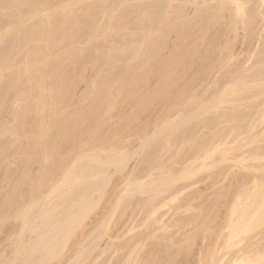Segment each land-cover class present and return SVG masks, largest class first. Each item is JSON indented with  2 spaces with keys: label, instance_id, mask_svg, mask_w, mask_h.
Returning a JSON list of instances; mask_svg holds the SVG:
<instances>
[{
  "label": "rangeland",
  "instance_id": "374dc122",
  "mask_svg": "<svg viewBox=\"0 0 264 264\" xmlns=\"http://www.w3.org/2000/svg\"><path fill=\"white\" fill-rule=\"evenodd\" d=\"M1 1L4 2L6 7L4 5V7H1L2 9L0 8V23L3 24L0 25V28H2L0 29V61L2 62V57L5 61L6 51L10 48L13 49L14 46L15 51H13L15 53L13 51L12 53L15 58L12 56L14 59L12 61H16L14 64L17 63L18 68L16 65L13 66L10 58L9 60L6 59L8 65L10 63L11 65L9 67L6 62H3L9 68L2 64L5 67L2 66L5 73H3L4 76L1 75V79L6 80L10 85L4 84L5 81L0 82V103L2 101L0 104V264H24L26 259H30L33 264H212L215 258L216 260L223 258L224 264L228 263L227 260L232 259L242 248L255 242V244L261 245L259 247L263 254L254 255L242 264H264V106H261V108L258 106L257 108L254 96L251 97V101L244 99L245 96H242L243 98L233 96V99L231 96H229L231 99L226 96L228 98H221L223 101H220V99L215 98L214 100L207 99V96L203 97L204 94L199 92L182 93L176 68L165 76H161L156 70L157 67H154L156 68L154 72L149 73L154 70L152 65L155 66L156 63L158 66L159 59H166L168 63L179 58L180 47L178 45L180 39L177 40V37H179L177 32L178 24L182 18L180 17L181 13L179 15L178 12L181 7L180 0H31V2L30 0H18L21 2L18 5L21 13H17L18 9L13 10L15 3L13 0ZM24 2L26 3L23 4ZM100 2L105 6L104 8ZM27 3L31 5L30 8ZM36 3L38 4L36 5ZM40 3L41 5H39ZM104 3L109 6L107 7ZM120 3L122 4L120 5ZM35 6L37 7L35 8ZM41 7L44 9L42 10ZM83 8H86V10H83ZM51 9L53 10L51 11ZM56 9L61 12L57 11L59 14L56 13ZM37 10L38 12H36ZM89 10H92L93 15L88 14ZM100 10H106V12L103 14V11ZM109 10L110 12L114 11L111 12L112 15ZM140 10H143V13L147 15L150 13L148 16H151V13L153 15L155 11L157 12H155L156 15H161V17L164 15L163 18L159 16L160 19L155 14L153 15L155 19H158H156V24L158 21L161 23L158 22L160 27L154 24L155 20L152 19V16V18L149 17L150 21L148 16L142 14V12L139 13ZM192 10L193 6L190 5L187 12H192ZM63 11H65L64 14H62ZM145 11L148 12L145 13ZM33 12L36 14H33ZM53 12L59 15L60 18L62 16L65 19L68 18L62 29L66 32L68 28H71L72 32L64 38L63 35L62 37L59 36L61 33L58 34L57 38L60 39H57V44L47 42L50 46V50L47 49L48 53L54 56L57 49L58 52L61 50L59 52L61 54L65 53L66 50V55L69 50L78 53L75 52L77 55L75 54L76 56L70 61L67 60L69 62L65 64V71L61 68L64 72L59 70L58 63L56 64L55 56L59 55L57 53L54 56L56 61L54 62L53 59L51 64L52 60L50 59V62L48 61L47 65H44V71L41 69L45 75L46 73L49 74L43 79L50 86L54 85V81L59 80L63 73L69 74L67 82L64 83L68 89L65 87L63 90V92H67L57 96L59 97L56 99L57 101L53 100L52 106L54 105L55 108L49 104L50 108L52 107L54 110L46 105L49 108L45 109L47 112L46 117L47 115L51 117L50 120L48 117L45 118L46 121L49 120L51 122H48L49 124L57 122L54 123V126H50L47 134L51 133V138L55 137L56 133L61 130V124L68 121H71L70 125L73 124L77 114L83 110L85 116L80 115L82 122L80 121L79 125L82 129L87 126L86 128L91 132L84 130L85 133L90 134H85L86 138L82 141L80 139L78 144L75 142L76 138L73 140L70 139V136L69 139L63 140L66 145L64 142L59 143V145H63V154L61 153V156L56 157L58 160L54 161V165L51 162V164L48 163L51 166L47 164L48 170L46 168L44 174H48H43V178L47 180H43L45 183L35 193L38 196L36 197L33 195L31 185L42 173L41 148L43 147L39 149L40 151L36 150L35 152L34 150L35 155L37 151L40 152L37 153L39 154L38 157L33 156V154L31 158L33 150H29V145L32 144L31 138L38 133L39 128L36 125L38 120L32 112L35 102L25 97L30 96L29 94L32 95V93L36 95L35 92L38 91L34 92V88L37 86L30 83L34 89L32 91L31 88L32 93H30L29 80L37 83L39 80L36 79L41 80L42 78L34 79L32 73L26 70L28 68L24 64L26 60L24 56L28 55L29 47L34 39L32 37L22 39L24 36L22 31L33 29L34 27L31 26L33 24L36 26L38 20L40 22L42 19L46 21L48 17L51 18L49 15H52ZM67 14L79 22L72 20L71 23L70 17L65 16ZM138 14L144 15L147 20L145 21L144 17H138ZM115 15L116 17H114ZM187 16L188 20L192 17V15ZM83 19L88 20V23L85 22L88 25L82 22ZM141 19L144 21H141ZM162 19L164 22H162ZM20 20L23 21L22 27L19 26L22 24ZM90 20H92L91 24L89 23ZM110 20H113V22H110L111 24L108 23ZM50 21L52 22L51 19ZM98 21H101L102 26L99 24L100 27H97L98 24L96 23H99ZM75 22L77 23L74 24ZM149 23L152 25H149ZM24 24L25 28L23 27ZM79 24H84L83 26L86 28ZM153 24L158 26V29L162 27L161 30L153 28ZM66 25H70V27L67 28ZM108 25L110 26L107 29L105 26ZM77 26H79V30H76L78 29ZM140 26L142 28L144 26L145 29H139ZM20 27L22 31L19 30ZM173 27H175V30ZM74 30L77 31L75 34ZM142 30L146 36H144ZM104 31L110 34L107 35ZM172 31L174 32L172 33ZM103 33L107 35L106 38H103ZM17 34L20 35L19 39L24 41H21L20 44L17 43L18 46L17 44L15 46L13 43L17 40ZM155 34L157 39H154V43L157 44L158 41V48L150 41L156 36ZM28 39L29 41L32 39L29 42V47L27 45L29 43L26 44ZM162 42L163 44H161ZM22 44H26L27 47ZM136 44L137 46L141 45L140 48L138 47L141 55L138 56H135L138 51L132 50L135 47L130 48L136 46ZM46 46L48 45H45V50ZM16 47H18V50ZM177 47H179V50ZM113 50L116 54L118 53V57L115 56ZM3 51L5 53L2 54ZM128 52H132L133 55H129ZM147 53L155 54L152 55L154 57L149 55L148 59L145 58L147 59L145 61L144 57L147 56ZM142 54L143 56L145 54V56L143 57ZM104 55L107 56L105 58H108V60L104 59ZM149 58H151V61L148 63ZM152 58H154L153 61ZM22 61L24 62L19 65ZM140 61L141 63L144 61L145 64H139ZM23 64L26 68L24 70ZM145 66L147 67L145 68ZM126 67H129L130 71L138 72L133 71L131 79L128 80L129 82L127 81L126 90L119 89L123 86L120 87L122 84H117L115 79L116 86L113 82L114 86H119L117 89L123 91L118 96L115 95L118 98H115V105L114 103L111 104L114 106L109 107L110 109L107 108L109 110H105L104 107L100 110L101 112L103 109L105 110L103 115L98 110V106L100 109L98 99L94 102L93 98L95 91L102 84L103 88L107 84L104 85L105 82L99 84L101 81L103 82L101 78L110 73L112 76L115 75L114 78L120 77V81H122L126 77L124 74L129 72ZM15 68L16 70H14ZM19 68L20 71H24L21 72V79L15 76L19 72L17 70ZM142 68H148L145 70L147 73L143 72L144 69ZM54 69H56V72ZM139 70L145 75L142 76ZM13 71L17 72L14 73ZM41 71L35 69L39 77L44 75ZM32 72H34V69ZM35 72L33 76L37 75ZM17 76L20 77L18 74ZM15 77L16 83L13 85L14 81L11 80H14ZM58 77L60 78L58 79ZM17 78L20 80H18L20 84L17 83ZM111 79L114 81L113 77ZM6 89H8L7 92ZM50 89L49 93L52 92ZM23 91L27 92L28 95ZM74 92L75 94H73ZM117 92L115 94H118ZM17 93L22 97H17ZM33 95L30 97L32 98ZM51 96L48 95L49 98ZM22 98L24 99L22 100ZM203 99H207L205 102L207 105L205 107L204 105L198 106L199 100L204 101ZM25 100L28 102H24ZM19 101L20 103H17ZM27 103H30L27 106L28 108L26 107ZM213 103L215 107L211 106ZM25 108L31 112L29 113ZM17 109L23 112L25 110V118L22 116L23 112L20 114L18 112L22 118H16L19 116L16 113ZM91 109L94 112H91ZM95 109L97 114L101 115L95 117ZM91 113H93V119L90 116ZM27 114L29 115L27 116ZM220 117L222 118L220 119ZM15 118L16 120H14ZM233 118H235V121ZM22 119L26 120L23 121ZM97 122L99 123L97 124ZM79 131L81 130L79 129ZM57 140L59 141V139ZM26 149L32 151L31 154ZM198 149L201 150L198 151ZM196 153L200 154L199 158L195 157ZM56 163L58 164L56 165ZM147 167L150 172L144 169ZM26 170L27 172H25ZM46 170L51 171L46 172ZM19 191L21 192L19 193ZM17 194L22 195L18 198L20 195L16 196ZM8 198H13L15 201L13 199L9 201L11 199ZM21 198L23 202L20 200ZM15 202L19 203V206L17 205L19 209L15 206L17 204ZM30 203L31 207H29ZM43 212L45 213L43 214ZM72 214H78V216L73 217ZM63 222H65V225H63ZM47 232L55 233L54 235L59 233L58 239L53 242L54 248L52 247L48 254L34 250L33 248L37 243L48 236L46 235ZM61 232L62 234H60Z\"/></svg>",
  "mask_w": 264,
  "mask_h": 264
},
{
  "label": "bare ground",
  "instance_id": "6f19581e",
  "mask_svg": "<svg viewBox=\"0 0 264 264\" xmlns=\"http://www.w3.org/2000/svg\"><path fill=\"white\" fill-rule=\"evenodd\" d=\"M101 1V0H100ZM13 2H15L14 3V6H13V10H17L18 9V5H20L21 4V2L20 1H18V0H13ZM28 2V1H27ZM30 2H31V0H30ZM158 2V1H157ZM1 4H0V8L1 7H4V2L3 1H1L0 2ZM26 2H24L23 4H25ZM33 3V2H32ZM31 3V4H32ZM98 3V2H97ZM96 3V4H97ZM102 2H100V4H101ZM180 8H179V10L180 11H178L179 12V15H180V13H181V15H180V17H182L181 18V20H180V22H179V24H178V32H177V35L179 36V37H177V40H179V47H180V51H179V58H178V60H177V58H176V60H174L173 59V61L171 60V61H169L168 63H167V61H166V59H162V60H160L159 59V63H158V66H157V64L155 63L154 65L155 66H153L152 65V69H154L153 71H151V72H149L150 74L152 73V72H154L155 71V69L156 68H154V67H157V71L161 74V76H165L166 74H168V73H170L174 68H176L177 70L176 71H178V73H177V75L179 76L178 78H179V81H180V85H181V92L182 93H188V94H190V93H203L204 94V96L203 97H205V96H207V99H212V100H214V98L215 99H220V101H223V100H221V98L223 99V98H228L229 96H231L232 97V99H233V96L235 97V96H237V97H240V98H243L242 96H245L244 97V99H248V100H250L251 99V97H255V100H256V106H257V108H258V106H260V108H261V106L263 107L264 106V0H180ZM38 3H36V5H37ZM43 4V3H42ZM95 4V5H96ZM100 4H99V6H100ZM105 4V3H104ZM122 3H120V5H121ZM161 4V3H160ZM27 5H29V8L31 7V5L30 4H28L27 3ZM39 5H41V3L39 4ZM44 5V4H43ZM42 5V6H43ZM85 5V4H84ZM106 5V4H105ZM190 5H192L193 6V10H192V12H187L188 11V7L190 6ZM26 6V5H25ZM25 6H24V8H25ZM32 6H34L33 4H32ZM69 6V5H68ZM67 6V7H68ZM83 6V5H82ZM101 6H103L102 4H101ZM107 6V5H106ZM109 6V5H108ZM107 6V7H108ZM152 6V5H151ZM178 6H179V4H178ZM5 7H6V5H5ZM10 7V6H9ZM37 6H35V8H36ZM71 7V6H70ZM69 7V9H71ZM105 6H103V8H104ZM150 7V6H149ZM8 8V7H7ZM7 8H5V9H7ZM12 8V7H11ZM11 8H9V9H11ZM23 8V9H24ZM39 8V7H38ZM55 8V7H54ZM53 8V9H54ZM82 8V7H81ZM80 8V9H81ZM101 8V7H100ZM102 8V9H103ZM117 8V7H116ZM2 9V8H1ZM26 9V8H25ZM41 9H42V7H41ZM44 9V8H43ZM42 9V10H43ZM53 9H51V11L53 10ZM76 9V8H75ZM74 9V10H75ZM79 9V8H78ZM86 10V8H83V10ZM89 9V8H88ZM111 9V8H110ZM190 9V8H189ZM27 10V9H26ZM36 10V9H35ZM34 10V11H35ZM104 10V9H103ZM103 10H100V11H103ZM136 10V9H135ZM20 11V9H18V12L17 13H21V12H19ZM22 11V10H21ZM32 11H33V9H32ZM51 11H50V13H51ZM56 11V13H58L57 11H60L59 9L57 10H55ZM54 11V12H55ZM72 11V10H71ZM71 11H70V13H71ZM90 11V10H89ZM88 11V12H89ZM114 11H115V9H114ZM114 11H111V12H114ZM138 11V10H137ZM149 11V10H148ZM148 11H145V13L146 12H148ZM153 11H155V10H153ZM177 11V10H176ZM14 12V11H13ZM36 12H38V10L36 11ZM39 12H40V10H39ZM54 12H53V14L52 15H49V16H51V18H49L48 16V18H47V20L46 21H43V19H42V21L40 20V22H39V20H38V22H37V24H36V26H34V24H33V26H31V27H34L33 29H24L25 28V24H24V31H22V29H21V25H23V18H22V20H20L21 21V23L22 24H20L19 26H21L20 27V29L19 30H21L22 31V33H23V35H21V36H23L22 37V39H26V37L27 38H31L32 37V39H34L33 40V42H31L32 44L30 45V41L32 40V39H30V41H29V39H28V41H26V44L27 43H29V44H27L28 45V47H29V45H30V51H29V53H27L28 55L27 56H24L25 57V62L24 61H22L19 65H21L23 62H24V64H25V66H26V68H28V69H26L25 67H24V64L22 65L23 66V70L24 69H26V70H29L32 74V78H34V79H36V78H42L41 80L40 79H36V80H39L37 83L36 82H33L32 80H29V85H30V83H31V85L33 84V85H36L37 87H35L34 89H33V86H31L30 88H29V90L31 89L32 91L34 90V92L36 91V90H38V91H36L35 93H36V95H33V93H32V91L30 92V93H32V95H33V97L31 98L30 96H32L31 94H29L30 96H26V95H28V90L26 89V88H24V89H26L27 90V92H25V91H23V92H25L26 93V95H25V93H24V95L26 96L25 98H30V101H34L35 102V105H33V108L34 109H32L33 111L32 112H34V116H36L35 118H37V122H38V124H37V122H36V125L38 126V128H39V130H38V133L37 132H35V133H37V134H34V136H33V138H31L32 140H31V142H32V144H30V142H29V150L31 149V150H33V152H32V154H31V152L28 150V149H26L28 152H30V154H31V158H32V155L34 154V150H35V152H36V150H39L41 147H43V148H41L42 149V161H43V165H42V168H41V171H42V173H41V175L33 182V184L31 185V183H30V185H31V188H32V192H33V195L34 196H36V194L35 193H37V191L42 187V185H43V183H45V182H43V180L45 179V180H47L46 178H43V176L44 175H47V174H44L45 173V169L47 168V166L48 165H50L51 163L54 165V161L56 162L58 159V157L59 156H61V153L63 154V152H62V147H63V145H59V143H61V142H64L63 140L64 139H69V136H70V139H75L76 138V141L75 142H77V144L80 142V139H81V141L84 139V138H86V136H85V134H87L89 131L91 132V130H89L88 131V129L85 127V129H82V127H80V123L82 122L81 120H80V115L81 116H85V115H83V114H85L83 111V113L81 112V113H78L77 114V116L75 117L76 119L74 120L75 122H73V120H72V122H73V124H71L70 125V122L68 121L67 123H63V124H61V130H59L57 133H56V136L55 137H52L51 138V133L50 134H47V130L50 128V126L52 127V126H54V123H57V122H54V123H52V124H49V123H51L49 120H50V118L51 117H48V115H47V117L49 118V120L48 121H46V119H47V117H46V108H48L46 105H51L52 106V104H53V100L55 101L57 98H59V97H57V96H59L60 94H64V93H66V92H63V90L65 89V87H66V84H64L65 82H67V77H68V73L66 74V73H63V75L61 76V78L60 77H58V79L59 80H56V82L54 81V85H52V86H50V84H47V82H45V80L43 79L46 75L48 76L49 74H47L46 72V75L43 73V68H45V66L44 65H47L46 63H48V61L50 62V59L52 60V62H51V64L53 63V59H54V62L57 60V62H56V64H57V66L60 68L59 70H64V69H66L65 68V64H66V62L68 63L69 61H70V59H73V57H75L77 54L75 53V52H77V51H71V50H67L68 51V54L66 55V50H65V53H63V54H65V55H63V54H61V53H59L58 52V49H57V54H59V55H57V56H55L56 55V53L54 54V56L56 57V60H55V57L53 56V54L51 55V53L49 54L48 52L49 51H47V49L48 50H50V46H49V44H50V42L52 43V44H57V39L59 38H57V35L58 34H60L59 36L60 37H62V35H63V38H64V36L66 37L67 35H69V33L70 32H72V29H71V31H70V29L68 28V26L70 27V25H66L67 26V28H64V29H67L66 30V32L62 29V27H63V24L65 23V22H67V20H68V18H64L63 16H62V18H60L59 17V15H56V14H54ZM61 12V11H60ZM64 12L65 11H63L62 12V14H64ZM73 12V11H72ZM77 12V11H76ZM92 10L88 13L89 15H93L92 13ZM95 12H96V10H95ZM99 12V11H98ZM106 12V10L105 11H103V14ZM109 12H110V10H109ZM110 12V13H111ZM133 12V11H132ZM136 12V11H135ZM142 12V14H144L143 13V10H140L139 11V13H141ZM150 12V11H149ZM156 12V11H155ZM155 12L153 13V15L155 14ZM162 12V11H161ZM24 13H25V11H24ZM29 13H31V12H29ZM28 13V14H29ZM35 12H33V14H34ZM68 14H69V11L67 12ZM74 13V12H73ZM73 13H71V14H73ZM91 13V14H90ZM123 13V12H122ZM138 13V12H137ZM157 13V12H156ZM13 14V13H12ZM36 14V13H35ZM59 14V13H58ZM61 14V15H62ZM68 14L67 15H65V16H68ZM75 14H77V13H75ZM97 14V13H96ZM131 14V13H130ZM129 14V15H130ZM150 14V13H149ZM148 14V15H149ZM160 14V13H159ZM17 15H19V14H17ZM17 15H16V17H17ZM22 15V14H21ZM27 15V14H26ZM60 15V16H61ZM101 15V14H100ZM111 15H112V13H111ZM125 15V14H124ZM128 15V16H129ZM132 15V14H131ZM144 15H146V16H148L147 14H144ZM144 15H142L141 16V14L139 15H137L138 17H140L141 16V18H143L144 17V20L146 21L147 20V17H145ZM152 15V13H151V16L153 17H151V16H148V18L150 17V18H152L153 20H155L154 21V24H156V19L157 18H159V16L161 17V15H156V16H158L156 19L154 18V16ZM166 15V14H165ZM178 15V16H179ZM187 15H189V16H191L192 15V17H190L191 19H189L188 20V16ZM14 16V15H13ZM95 16V15H94ZM99 16V15H98ZM105 16H106V14H105ZM119 16V15H118ZM117 16V17H118ZM122 16V14L120 15V17ZM15 17V18H16ZM42 17V16H41ZM46 17V16H45ZM68 17H70L69 19H70V21H71V23H72V20L74 21V20H76L75 18H73L72 16H68ZM75 17H76V15H75ZM95 17H97V16H95ZM107 17V16H106ZM114 17H116V15L114 16ZM124 17H127V16H124ZM163 17H164V15H163ZM163 17H161V18H163ZM14 18V17H13ZM73 18V19H72ZM76 18H78V17H76ZM110 18V17H109ZM109 18H108V20H109ZM123 18V17H122ZM146 18V19H145ZM149 18V20L151 21V19ZM176 18V17H175ZM179 18V17H178ZM4 19V18H3ZM2 19V20H3ZM41 19V18H40ZM50 19L52 20V22L50 21ZM87 19V18H86ZM107 19V18H106ZM114 19V18H113ZM160 19V18H159ZM44 20H45V18H44ZM84 21H82V22H84V24H85V22H87V21H85V19H83ZM143 19H141V21H144ZM148 20V21H149ZM153 20H152V22H153ZM158 20V19H157ZM163 20V19H162ZM161 20V21H162ZM164 20H165V18H164ZM164 20L162 21V22H164ZM8 21V20H7ZM19 21V22H20ZM25 21H26V19H25ZM24 21V22H25ZM47 21H50V22H47ZM69 21V22H70ZM77 22H79L78 20H76ZM80 21V22H81ZM91 21L92 20H90V24H91ZM113 22V20H110V21H108V23L109 24H111L110 22ZM116 21V20H115ZM128 21V20H127ZM13 22V21H12ZM16 22V21H15ZM18 22V23H19ZM68 22V23H69ZM77 22H75L74 24H76ZM99 22V21H98ZM124 22V21H123ZM126 22V21H125ZM159 22V21H158ZM158 22H157V24L156 25H158ZM2 23V22H1ZM0 23V25H3V24H1ZM88 23V22H87ZM86 23V24H87ZM122 23V22H121ZM120 23V24H121ZM147 23V22H146ZM13 24V23H12ZM83 24V25H84ZM85 24V25H86ZM96 24H98V26L97 27H100L99 26V24L101 25V21L99 22V23H96ZM123 24V23H122ZM121 24V25H122ZM127 24V23H126ZM126 24H124V25H126ZM144 24V23H143ZM151 23H149V25H150ZM153 24V25H154ZM159 24H161L160 22H159ZM5 25V24H4ZM7 25V24H6ZM31 25V24H30ZM29 25V26H30ZM71 25H73V24H71ZM79 25H82V24H79ZM82 25V26H83ZM88 25V24H87ZM106 25H107V23H106ZM114 25V24H113ZM112 25V26H113ZM152 25V24H151ZM156 25H154V26H156ZM8 26V25H7ZM6 26V27H7ZM102 26V25H101ZM110 25H108V26H105V27H107V29H108V27H109ZM138 26H139V24H138ZM142 26V25H141ZM140 26V28L139 29H141L142 27ZM145 26V25H144ZM144 26H143V30L145 29L144 28ZM153 26V28H157L158 26H156V27H154ZM3 27V26H2ZM78 27V29H76V30H79V26H77ZM81 27V26H80ZM84 27V26H83ZM82 27V28H83ZM151 28H152V26H150ZM160 27V26H159ZM17 28H19L18 26H17ZM26 28H29V27H26ZM74 28V27H73ZM82 28H80V29H82ZM84 28H86V27H84ZM162 28V27H161ZM161 28H157L156 30H161ZM174 28V30H175V27H173ZM0 29H2V28H0ZM102 29V28H101ZM76 30H74L75 32H74V34L77 32ZM97 30V29H96ZM104 30H106V29H104ZM135 30V29H134ZM138 30V29H137ZM142 30V32L144 33V31ZM147 30V29H146ZM152 30V29H151ZM20 31V32H21ZM69 31V32H68ZM150 31V30H149ZM148 31V32H149ZM19 32V33H20ZM99 32V31H98ZM125 32V31H124ZM145 32H147V31H145ZM174 31H172V33H173ZM89 33V32H88ZM104 33L105 34H107V35H109L110 33L109 32H105L104 31ZM104 33H103V35H104ZM109 33V34H108ZM118 33H119V31H118ZM15 34V33H14ZM86 34V33H85ZM91 34V33H90ZM94 34V33H93ZM120 34V33H119ZM142 34V33H141ZM145 34V33H144ZM144 34H142V35H144ZM166 34V33H165ZM168 34H170V33H168ZM16 35V34H15ZM15 35H13V36H15ZM18 35V37L16 38L17 40L16 41H18V42H16L15 41V43H13V42H11V43H13V45H15L16 46V44L17 43H19L20 44V42L21 41H24V40H21V39H19V37H20V35L19 34H17ZM70 35H72V34H70ZM107 35H104V37L103 38H106V36ZM156 35V34H155ZM73 36V35H72ZM124 36V35H123ZM127 36V35H126ZM137 36V35H136ZM144 36H146V34L144 35ZM143 36V37H144ZM70 37V36H69ZM93 37V36H92ZM157 37V35L153 38V36H152V38H153V40L152 39H150V41H152L153 43H154V41L157 39L156 38ZM164 37V36H163ZM127 38V37H126ZM156 38V39H155ZM60 39V38H59ZM69 39V38H68ZM67 39V40H68ZM71 39H72V37H71ZM71 39H70V42H71ZM129 39V38H128ZM136 39V38H135ZM155 39V40H154ZM171 39V38H170ZM20 40V41H19ZM66 40V41H67ZM137 40V39H136ZM135 40V41H136ZM164 40V39H163ZM69 41V40H68ZM113 41V40H112ZM130 41V40H129ZM134 41V40H133ZM143 41H145V40H143ZM148 42H149V40H147ZM161 41H162V39H161ZM161 41H159V42H161ZM165 41V40H164ZM49 44H48V43ZM54 42H56V43H54ZM61 42V41H60ZM100 42V41H99ZM111 42V41H110ZM137 42V41H136ZM141 42V41H140ZM151 42V43H152ZM8 43V42H7ZM47 43V44H46ZM74 43V42H73ZM115 43V42H114ZM121 43V42H120ZM144 43V42H143ZM150 43V44H151ZM152 43V44H153ZM156 43V42H155ZM154 43V44H155ZM26 44L24 45V44H22L23 46H26ZM64 45H65V43H63ZM68 44V43H67ZM104 44V43H103ZM138 44V43H137ZM137 44H136V46L134 45L133 47H130L131 49L132 48H134V49H132L133 51H138L137 53L138 54H135L133 51V54H135V56L137 55H139L140 54V50H139V48L141 47V45L140 46H137ZM141 44H142V42H141ZM149 44V43H148ZM161 44H163V42L161 43ZM160 44V45H161ZM5 45H7V44H5ZM45 45H48L49 46V48H47L48 46H46V50H45ZM63 45V46H64ZM69 45H70V43H69ZM68 45V46H69ZM125 45H126V43H125ZM143 45V44H142ZM158 45V41H157V44H155V46H157ZM170 45V44H169ZM17 46H18V44H17ZM55 46V45H54ZM66 46V45H65ZM67 46V47H68ZM159 46V45H158ZM158 46L156 47V48H158ZM10 47H12V46H10ZM22 47V46H21ZM27 47V46H26ZM66 47V49H68ZM101 47V46H100ZM137 47V48H136ZM139 47V48H138ZM179 47H177V49L179 50ZM8 48V47H7ZM14 46H13V49L12 48H10L8 51H6V59L7 60H9V58H10V60L12 61V60H14L13 58H12V56H14L13 55V53H15L14 51ZM18 47H16V49H17ZM29 48H28V50H29ZM109 48V47H108ZM112 48V47H111ZM160 48H162V47H160ZM19 49H20V47H19ZM22 49V48H21ZM51 49H52V46H51ZM54 49V48H53ZM152 49H153V47H152ZM14 50V51H13ZM18 50V49H17ZM55 50V49H54ZM105 50V49H104ZM128 50H129V48H128ZM155 51H157L156 49H154ZM154 50H152V51H154ZM168 50V49H167ZM12 51H13V53H12ZM27 51V50H26ZM53 51V50H52ZM85 51V50H84ZM119 51V50H118ZM152 51H150V52H152ZM51 52V51H50ZM55 52V51H54ZM53 52V53H54ZM64 52V51H63ZM74 52V53H73ZM80 52V51H79ZM108 52V51H107ZM113 52H114V50H113ZM132 52L130 53V52H128L129 53V55L130 54H132ZM149 52V51H148ZM157 52H159V51H157ZM3 53H5V51H3L2 52V54ZM78 53V52H77ZM115 53V52H114ZM120 53V52H119ZM16 54H17V51H16ZM15 54V55H16ZM19 54V53H18ZM61 54V55H60ZM76 54V55H75ZM97 54H98V52H97ZM116 54V53H115ZM118 54V53H117ZM117 54L115 55V56H117ZM132 54V55H133ZM155 53H153V54H150V53H147V56H145V54H144V56H143V54H142V56L144 57V59L145 58H147L148 59V56L150 55V57L152 56V55H154ZM159 54V53H158ZM158 54H156L157 56H158ZM167 54V53H166ZM175 54V53H174ZM63 55V56H62ZM81 55V54H80ZM83 55V54H82ZM107 55V54H106ZM106 55H104V59L105 60H108V58L106 59L105 58V56ZM113 55V54H112ZM141 55V54H140ZM155 55V57H157ZM177 55V54H176ZM22 56V55H21ZM65 56V57H64ZM78 56H79V54H78ZM108 56H110L109 54H108ZM126 56V55H125ZM142 56H140V57H142ZM174 56V55H173ZM27 57V58H26ZM80 57V56H79ZM107 57V56H106ZM118 57V56H117ZM129 57V56H128ZM152 57H154V56H152ZM175 57V56H174ZM14 58H15V56H14ZM77 58V57H76ZM122 58V57H121ZM135 58V57H134ZM167 58H168V56H167ZM6 59H5V61H3V57H2V62H1V64H0V82L1 81H3L1 78H2V76H4V74L3 73H5V71H4V68L5 67H10V65H11V63L8 65V63H7V61H6ZM147 59H145V61H147ZM150 60L148 61V63L151 61V58H149ZM67 60H69V61H67ZM77 60V59H76ZM141 60V59H140ZM143 60V59H142ZM154 60V58H152V61ZM157 60V59H156ZM11 61H8V62H11ZM71 61H73V60H71ZM114 61V60H113ZM112 61V62H113ZM138 61V60H137ZM3 62H6V64L8 65V66H5L6 64H4ZM14 62H16V61H14ZM14 62L12 61V63H13V66L14 65H16L17 63H15L14 64ZM19 62V61H18ZM106 63L108 62V61H105ZM157 62V61H156ZM175 62V63H174ZM96 63V62H95ZM104 63V62H103ZM111 63V62H110ZM116 63V62H115ZM119 63H120V61H119ZM141 63V61L139 62V64ZM143 64H145L144 63V61L142 62ZM141 63V64H142ZM152 63V62H151ZM2 64H4V66L2 65ZM55 64V65H56ZM101 64V63H100ZM113 64V63H112ZM116 64H118V63H116ZM124 64V63H123ZM175 64V65H174ZM18 65V64H17ZM17 65H16V67H17ZM55 65H53L54 67H55ZM86 65V64H85ZM146 65H149V64H146ZM151 65V64H150ZM2 66L4 67V68H2ZM12 66V67H13ZM44 66V67H43ZM134 66V65H133ZM132 66V67H133ZM8 67V68H9ZM20 67V66H19ZM123 67V66H122ZM136 67V66H135ZM134 67V68H135ZM143 67V66H142ZM147 66H145V68H146ZM149 67V66H148ZM18 68V67H17ZM21 68V67H20ZM20 68L19 69H17V70H19V72H17V71H15V72H17L16 74H15V76L16 77H18L19 79H21V72H24V71H20ZM62 68V69H61ZM119 68V67H118ZM129 68V67H128ZM127 67H126V69L129 71L128 73H126V74H124L126 77H125V79H127L126 81H124V80H122V81H120V77H118V78H114V74H113V76L112 75H110V73H108L109 75H107L106 77H102L101 78V80L103 79V82L101 81H99L100 83L99 84H101V83H104V85H105V87L103 88L102 86H103V84H102V86L100 87V88H103L102 90L100 89V88H98L96 91H95V96H93V98H94V102L98 99V102H99V104L98 105H100V109H99V106H98V110L100 111L103 107L104 108H106L105 110H109L112 106H114L115 105V100L118 98V97H115V95L116 96H118L119 95V93L120 92H122L123 90H126V85L128 84V80H130L131 79V77H132V74L134 73V72H136V71H134V70H132V71H130V68L128 69ZM151 68V67H150ZM33 69H34V72H35V69H39L40 71H41V69L43 70V71H41L43 74V77L42 76H40L39 77V74L37 73V72H35V74H37V75H35V76H33V73L34 72H32L33 71ZM46 69H47V67H46ZM112 69V68H111ZM137 69V68H136ZM142 69H144V68H142ZM141 69V70H142ZM148 69V68H147ZM147 69H144V71L143 72H146L145 70H147ZM8 70V69H7ZM14 70H16V68L14 69ZM21 70H22V68H21ZM32 70V71H31ZM53 70V69H52ZM55 70V72H56V69H54ZM62 70V72H64ZM73 70V69H72ZM71 70V71H72ZM74 70H75V67H74ZM88 70V69H87ZM120 70V69H119ZM138 70V69H137ZM57 71H58V69H57ZM114 71V70H113ZM134 71V72H133ZM14 72V71H13ZM14 72V73H15ZM49 72V71H48ZM50 72H51V70H50ZM54 72V73H55ZM59 72V71H58ZM61 72V73H62ZM66 72H67V70H66ZM106 72H107V70H106ZM117 72V71H116ZM127 72V71H126ZM138 72V71H137ZM136 72V73H137ZM139 72L141 73V71L139 70ZM142 72V73H143ZM20 73V74H19ZM27 73V72H26ZM53 73V72H52ZM125 73V72H124ZM139 73V75H141ZM147 73V72H146ZM8 74V73H7ZM17 74L18 75H20V77L19 76H17ZM66 74V75H65ZM2 75V76H1ZM28 75V74H27ZM41 75V74H40ZM56 75H58V74H56ZM55 75V76H56ZM87 75V74H86ZM101 75V74H100ZM100 75H99V78H100ZM138 75V74H137ZM145 75V73L144 74H142V76H144ZM7 76V75H6ZM51 76V75H50ZM53 76H54V74H53ZM52 76V77H53ZM102 76V75H101ZM16 77H15V79L14 80H11V79H8V80H11V81H14V83H13V85L16 83L15 81H16ZM25 78H26V75L24 76ZM23 77V78H24ZM113 77V80L114 81H112V78ZM124 77V76H123ZM134 77V76H133ZM6 78V77H5ZM4 78V79H5ZM8 78H10V77H8ZM17 78V83H19L18 82V79ZM30 78H31V76H30ZM30 78H28V79H30ZM47 79V78H46ZM49 79V78H48ZM74 79V78H73ZM115 79H116V81H117V84H122L120 87H122V88H119V89H123V90H119V89H117V87H119V86H117V87H115L116 86V82H115ZM119 79V80H118ZM7 80V81H8ZM36 80H34V81H36ZM52 80H53V78H52ZM100 80V79H99ZM5 81V82H4ZM3 82H4V84L6 83V84H8L7 82H6V80H4ZM20 81V80H19ZM22 81H23V79H22ZM27 81V80H26ZM33 83H32V82ZM47 81V80H46ZM120 83H119V82ZM124 81V82H123ZM128 81V82H127ZM9 82V81H8ZM71 82V81H70ZM78 82V81H77ZM113 82H114V84H115V86H114V84H113ZM122 82V83H121ZM146 82V81H145ZM95 83V82H94ZM126 83V84H125ZM174 83V82H173ZM20 84V83H19ZM18 84V85H19ZM68 84V83H67ZM70 84V83H69ZM96 84V83H95ZM145 84V83H144ZM8 85H10V83L8 84ZM65 85V86H64ZM78 85V84H77ZM139 85H141V84H139ZM167 85V84H166ZM5 87L7 86V85H4ZM11 86H12V83H11ZM24 86V85H23ZM95 86V85H94ZM17 87V86H16ZM15 87V88H16ZM50 87H51V89H50ZM64 87V88H63ZM115 87V88H114ZM137 87V86H136ZM7 88H9V87H7ZM18 88V87H17ZM37 88V89H36ZM67 88V87H66ZM95 88V87H94ZM113 88H114V90H113ZM133 88V87H132ZM138 88V87H137ZM153 88V87H152ZM164 88V87H163ZM11 89V88H10ZM49 89H50V91L52 90V94L51 93H49ZM68 89V88H67ZM71 89V88H70ZM160 89H162V88H160ZM159 89V90H160ZM7 90L8 89H6V92H7ZM13 90V89H12ZM20 90V89H19ZM18 90V91H19ZM22 90V89H21ZM118 92H117V91ZM148 91V90H147ZM170 91V90H169ZM168 91V92H169ZM70 92V91H69ZM68 92V93H69ZM88 92V91H87ZM118 93V94H115V93ZM158 92V91H157ZM14 93V92H13ZM34 93V94H35ZM163 93V92H162ZM205 93H207V94H205ZM5 94V93H4ZM21 94V93H20ZM23 94V93H22ZM21 94V95H22ZM52 95L50 98L48 97V95ZM73 94H75V92L73 93ZM179 94V93H178ZM16 95V94H15ZM23 95V96H24ZM156 95V94H155ZM0 96H1V94H0ZM17 97L19 96V98L20 97H22V96H20L18 93H17V95H16ZM109 96V97H108ZM178 96V95H177ZM226 96H228V97H226ZM144 97V96H143ZM147 97V96H146ZM168 97V96H167ZM183 97V96H182ZM201 97V96H200ZM47 98H49V99H47ZM116 98V99H115ZM194 98V97H193ZM230 98V97H229ZM2 99V98H1ZM4 99V98H3ZM2 99V100H3ZM24 98H22V100H23ZM31 99H33V100H31ZM69 99V98H68ZM71 99V98H70ZM142 100L144 99V98H141ZM167 99V98H166ZM195 99V98H194ZM201 99H202V97H201ZM206 99V100H207ZM231 99V98H230ZM243 99V100H244ZM48 100V101H47ZM49 100H50V102H49ZM92 100V99H91ZM127 100V99H126ZM145 100V99H144ZM161 100V99H160ZM176 100V99H175ZM204 101H201V100H199V102L200 103H198L197 104V102H196V104L199 106L200 105V107L202 106V105H204V107L207 105V103H205L206 102V100L205 99H203ZM227 100V99H226ZM239 100V99H238ZM254 100V101H255ZM27 100H25L24 102H26ZM57 101V100H56ZM140 101V100H139ZM172 101V100H171ZM188 101V100H187ZM186 101V102H187ZM190 101V100H189ZM233 101V100H232ZM251 101V100H250ZM252 101H253V99H252ZM12 102V101H11ZM28 102V101H27ZM93 102V103H94ZM141 102V101H140ZM183 102V101H182ZM246 102V101H245ZM1 103H2V101H1ZM0 103V104H1ZM4 103V102H3ZM6 103H7V100H6ZM17 103H20V101L19 102H17ZM22 103V102H21ZM97 103V102H96ZM114 103V105H111V104H113ZM117 103V102H116ZM131 103H133V102H131ZM135 103V102H134ZM184 103V102H183ZM247 103V102H246ZM30 104V103H29ZM28 103H27V105H26V107L29 105ZM34 104V103H33ZM163 104V103H162ZM170 104V103H169ZM243 104V103H242ZM3 105V104H2ZM50 105H49V108H50ZM93 105H95V106H97L96 104H93ZM111 105V106H110ZM184 105V104H183ZM183 105H181V106H183ZM221 105V104H220ZM241 105V104H240ZM253 105H254V103H253ZM1 106V105H0ZM16 106V105H15ZM46 106V107H45ZM66 106V105H65ZM94 106V107H95ZM209 106V105H208ZM207 106V107H208ZM211 106H213V107H215V105H214V103H213V105H211ZM218 106V105H217ZM216 106V107H217ZM242 106V105H241ZM20 107V106H19ZM24 107H25V104H24ZM23 107V108H24ZM52 107H54V105L52 106ZM51 107V108H52ZM93 107V106H92ZM110 107V108H109ZM125 107V106H124ZM176 107V106H175ZM174 107V108H175ZM212 107V108H213ZM23 108H22V110H23ZM28 108V107H27ZM48 108V109H49ZM50 108V109H51ZM55 108V107H54ZM62 108V107H61ZM96 109H97V107H95ZM107 108H109V109H107ZM161 108V107H160ZM211 108V109H212ZM256 108V109H257ZM259 108V109H260ZM15 109V108H14ZM46 109V110H45ZM95 109V111H96V114L94 113V115H95V117H97V115H101V114H97V110ZM197 109V108H196ZM216 109H218V108H216ZM25 110H26V108H25ZM25 110H24V112H25ZM51 110H54L53 108L51 109ZM104 109H103V111L101 112L103 115H104V111H105ZM164 110H165V108H164ZM166 110H167V108H166ZM191 110H193V109H191ZM210 110V109H209ZM262 110V109H261ZM15 112H16V110H14ZM26 111H28V110H26ZM205 111H206V109H205ZM228 111V110H227ZM239 111V110H238ZM244 111V110H243ZM18 112H19V114L21 113V112H23V111H18V109H17V114H18ZM24 112L22 113V116L24 117ZM29 112V111H28ZM31 112V111H30ZM29 112V113H30ZM49 112H50V110L48 111V114H49ZM51 112H53V111H51ZM86 112V111H85ZM91 112H94L92 109H91ZM99 112V113H100ZM107 112V111H106ZM134 112V111H133ZM166 112V111H165ZM263 112H264V110H263ZM15 113V114H16ZM54 113V112H53ZM52 113V114H53ZM221 113V112H220ZM255 113H257V112H255ZM18 114V115H19ZM55 114V113H54ZM92 114L93 113H91V117H92ZM163 114V113H162ZM161 114V115H162ZM230 114V113H229ZM29 114H27V116H28ZM72 115H74V114H72ZM201 115V114H200ZM221 115V114H220ZM225 115V114H224ZM22 116L21 115H19V116H15L16 118H18V117H21L22 118ZM50 116H52L51 114H50ZM130 116V115H129ZM222 116V115H221ZM226 116V115H225ZM225 116H223L224 118H225ZM229 116V115H228ZM263 116H264V113H263ZM94 117V116H93ZM93 117H92V119H93ZM231 117H234V116H231ZM241 117V116H240ZM16 118L14 119V120H16ZM25 118V117H24ZM26 118H28V117H26ZM46 118V119H45ZM84 118V117H83ZM112 118V117H111ZM222 117H220V119H221ZM236 118V117H235ZM235 118H233V120L235 119ZM19 119V118H18ZM17 119V120H18ZM81 119H82V117H81ZM85 119V118H84ZM88 119V118H87ZM95 119V118H94ZM216 119V118H215ZM231 119V118H230ZM21 120V119H20ZM23 120V119H22ZM24 120H26V119H24ZM23 120V121H24ZM36 120V119H35ZM63 120V119H62ZM65 120V119H64ZM78 120H79V122H78ZM211 120V119H210ZM214 120V119H213ZM225 120V119H224ZM226 120H227V118H226ZM229 120V119H228ZM81 121V122H80ZM98 121H99V119H98ZM201 121V120H200ZM215 121V120H214ZM213 121V122H214ZM235 121V120H234ZM263 121H264V119H263ZM13 122V121H12ZM16 122H18V121H16ZM49 122V123H48ZM86 122V121H85ZM95 122H96V119H95ZM33 123H34V121H33ZM92 123V122H91ZM99 122H97V124H98ZM179 123V122H178ZM177 123V124H178ZM59 124V123H58ZM57 124V125H58ZM94 124V123H93ZM181 124H182V122H181ZM185 124H187V123H185ZM17 125V124H16ZM36 126V127H37ZM71 126H73V127H71ZM185 126V125H184ZM32 127V126H31ZM35 127V128H36ZM89 127H90V125H89ZM97 127V126H96ZM72 128H74V129H72ZM92 128L94 129V127L92 126ZM191 128V127H190ZM250 128V127H249ZM254 128V127H253ZM28 129V128H27ZM56 129V128H55ZM59 129V128H58ZM81 130V131H79L78 132V130ZM115 129V128H114ZM149 129V128H148ZM241 129V128H240ZM0 130H1V128H0ZM31 130V129H30ZM83 130V131H82ZM84 130H86V131H88L87 133H85L84 132ZM171 130H173V129H171ZM170 130V131H171ZM188 130V129H187ZM35 131H36V129H35ZM165 131V130H164ZM189 131V130H188ZM188 131H187V133H188ZM12 132H14V131H12ZM23 132V131H22ZM25 132V131H24ZM54 132V131H53ZM242 132V131H241ZM34 133V132H33ZM149 133V132H148ZM153 133V132H152ZM168 133V132H167ZM173 133V132H172ZM15 134H17V133H15ZM29 134V133H28ZM90 133H88V135H89ZM185 134H186V132H185ZM51 135V136H50ZM54 135H55V133H54ZM87 135V136H88ZM99 135H101V134H99ZM172 135V134H171ZM181 135V134H180ZM183 135H184V133H183ZM239 135V134H238ZM164 136V135H163ZM182 136V135H181ZM23 137V136H22ZM159 137V136H158ZM168 137V136H167ZM20 138V137H19ZM165 138V137H164ZM163 138V139H164ZM182 138V140H184L183 139V137H181ZM185 138V137H184ZM26 139V138H25ZM57 139H59V141L57 140ZM147 139V138H146ZM180 139V138H179ZM87 140V139H86ZM165 140V139H164ZM177 140V139H176ZM187 140V139H186ZM154 141V140H153ZM163 141V140H162ZM185 141V140H184ZM164 142V141H163ZM167 142V141H166ZM182 142V141H181ZM198 142V141H197ZM69 143V142H68ZM71 143V142H70ZM168 143V142H167ZM64 144H65V142H64ZM72 144V143H71ZM82 144V143H81ZM156 144H157V142H156ZM28 145V144H27ZM42 145V146H41ZM66 145V144H65ZM73 145V144H72ZM153 145V144H152ZM163 145V144H162ZM79 146H80V144H79ZM154 146H155V144H154ZM153 146V147H154ZM72 147V146H71ZM26 148H28V147H26ZM64 148H66V146H64ZM63 148V149H64ZM80 148V147H79ZM78 148V149H79ZM69 149V148H68ZM65 150V149H64ZM199 150H201V149H198V151ZM40 151V150H39ZM78 151V150H77ZM198 151H196V152H198ZM254 151V150H253ZM262 151V150H261ZM8 152V151H7ZM24 152V151H23ZM26 152V151H25ZM66 152H67V150H66ZM66 152H64V153H66ZM162 152V151H161ZM37 153H40V152H38L37 151ZM36 153V155L34 154L33 156H37V155H39V154H37ZM68 153V152H67ZM246 153V152H245ZM11 154V153H10ZM147 154V153H146ZM247 154V153H246ZM4 155V154H3ZM66 155V154H65ZM70 155V154H69ZM68 155V156H69ZM30 156V155H29ZM58 156V157H57ZM64 156V155H63ZM244 156H245V154H244ZM38 157V156H37ZM57 157V158H56ZM67 157V156H66ZM195 157H197V158H199L200 157V154H197L196 153V155H195ZM61 158V157H60ZM13 159V158H12ZM36 159H38V158H36ZM57 159V160H56ZM64 159V158H63ZM193 159V158H192ZM5 160H7V159H5ZM62 160V159H61ZM189 160V159H188ZM35 161V160H34ZM38 161V160H37ZM66 161V160H65ZM64 161V162H65ZM51 162V163H50ZM48 163H50V164H48ZM72 163V162H71ZM48 164V165H47ZM58 163H56V165H57ZM27 165V164H26ZM55 165V166H56ZM51 166V165H50ZM58 167H60V166H58ZM30 168V167H29ZM51 168V167H50ZM63 168V167H62ZM20 169H21V167H20ZM27 169V168H26ZM144 169H146V171H149L150 172V170H148L149 168L147 167V168H144ZM25 170V169H24ZM47 170H48V168H47ZM46 170V172H49V171H51V170H49V171H47ZM61 170V169H60ZM25 172H27V170L25 171ZM30 172H32V171H30ZM149 172H148V174H149ZM39 173V172H38ZM23 174V173H22ZM44 174V175H43ZM51 174H52V172H51ZM147 174V173H146ZM33 175V174H32ZM32 175H31V177H32ZM37 175V174H36ZM39 175V174H38ZM51 176V175H50ZM30 177V178H31ZM52 177V176H51ZM48 178V177H47ZM50 178V177H49ZM13 179H15V178H13ZM12 179V180H13ZM51 179V178H50ZM54 179V178H53ZM55 181V180H54ZM57 181V180H56ZM259 182V181H258ZM51 183V182H50ZM11 184H12V182H11ZM49 187V186H48ZM14 188V187H13ZM12 189V188H11ZM20 189V188H19ZM255 189V188H254ZM14 191H15V188H14ZM8 192V191H7ZM21 191H19V193H20ZM29 192V191H28ZM11 193V192H10ZM13 193V192H12ZM39 193V192H38ZM83 193V192H82ZM22 194H23V192H22ZM21 194V195H22ZM25 194V193H24ZM32 194V193H31ZM18 195H20V194H17L16 196H18ZM21 195L18 197V198H20L21 197ZM26 196H28L27 194H25ZM33 195H32V197H33ZM37 195H39V194H37ZM16 196H14L15 198H16ZM24 197V196H23ZM29 197V196H28ZM27 197V198H28ZM31 197V198H32ZM36 197H38V196H36ZM30 198V197H29ZM8 199H11V200H9V201H12V199L13 198H8ZM42 199V198H41ZM14 200V199H13ZM19 200V199H18ZM20 200H22V202H23V199L21 198ZM20 200H19V202H20ZM27 200V199H26ZM4 201V200H3ZM15 201V200H14ZM26 202V201H25ZM84 202V201H83ZM1 203V202H0ZM15 203H17L15 206H17L19 203L18 202H15ZM31 203H33V202H31ZM31 203H30V206L29 207H31ZM11 204V203H10ZM14 204V203H13ZM12 204V205H13ZM21 204V203H20ZM38 204V203H37ZM3 205V204H2ZM28 205V204H27ZM10 206V205H9ZM8 206V207H9ZM19 206V205H18ZM17 206V207H18ZM80 206V205H79ZM82 206V205H81ZM7 207V206H6ZM7 207V208H8ZM13 207V206H12ZM23 207V206H22ZM33 207V206H32ZM55 208V207H54ZM1 209V208H0ZM6 209V208H5ZM12 209V208H11ZM17 209V208H16ZM18 209H19V207H18ZM26 209H28V208H26ZM31 211H32V209H30ZM51 210V209H50ZM53 210V209H52ZM51 210V211H52ZM9 211V210H8ZM14 212V211H13ZM28 213V212H27ZM45 212H43V214H44ZM50 213V212H49ZM13 214V213H12ZM73 215V214H72ZM4 216V215H3ZM2 216V217H3ZM7 216V215H6ZM13 216V215H12ZM74 216H78V214H74L73 215V217ZM70 217V216H69ZM68 217V218H69ZM105 217V216H104ZM26 218V217H25ZM69 220H71V219H69ZM67 221V220H66ZM77 221V220H76ZM101 224V223H100ZM59 225V224H58ZM63 225H65V222H63ZM99 226V225H98ZM57 228V227H56ZM64 229L66 230V228L64 227ZM63 229V230H64ZM69 230V229H68ZM51 231V230H50ZM67 231V230H66ZM48 233V232H47ZM55 233H51V232H49L48 234H46V235H48L44 240H42V241H40V242H38L37 243V245L33 248L34 250H39L40 252H45L46 254H48V252H49V250L53 247L54 248V244H53V242L56 240V239H58V235H59V233H58V235H54ZM60 234H62V232L60 233ZM44 238V237H43ZM256 243V242H255ZM255 243H251L250 244V246H248V247H245V248H242L240 251H238L237 253H236V255H234L233 256V258L232 259H230V260H227V262L228 263H224V264H242L243 262H246L247 261V259H249V258H251V257H253L254 255H259V254H261L262 253V250H261V248L259 247V246H261V245H258V244H255ZM46 244V245H45ZM58 247V246H57ZM57 247H55V248H57ZM44 253V254H45ZM45 254V255H46ZM263 254V253H262ZM223 261H224V259L223 258H221L220 260H216V258L214 259V261L212 262V264H223ZM128 262H130V261H128ZM35 263V262H34ZM24 264H33L31 261H30V259H26L25 261H24ZM244 264H246V263H244Z\"/></svg>",
  "mask_w": 264,
  "mask_h": 264
}]
</instances>
